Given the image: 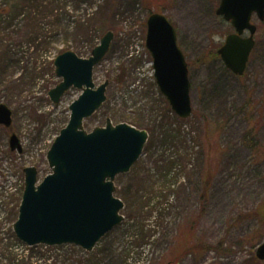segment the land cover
Masks as SVG:
<instances>
[{
  "label": "rangeland",
  "instance_id": "1",
  "mask_svg": "<svg viewBox=\"0 0 264 264\" xmlns=\"http://www.w3.org/2000/svg\"><path fill=\"white\" fill-rule=\"evenodd\" d=\"M219 4L0 0V104L13 112L12 127L0 126V264H257L264 223L240 218L264 205V22L253 17L255 49L246 73L232 76L210 57L233 32L216 14ZM153 13L175 26L189 65L187 119L173 112L154 78L146 47ZM107 32L114 40L94 69L97 87L109 82L107 100L84 128L92 132L110 119L149 134L139 161L115 178L124 221L92 252L71 244L30 247L13 229L24 170L37 168L40 182L51 174L47 153L82 94L73 88L59 104L51 101L49 92L62 81L54 61L68 51L90 58ZM13 134L21 154L10 149ZM197 244L220 249L192 252Z\"/></svg>",
  "mask_w": 264,
  "mask_h": 264
},
{
  "label": "water",
  "instance_id": "2",
  "mask_svg": "<svg viewBox=\"0 0 264 264\" xmlns=\"http://www.w3.org/2000/svg\"><path fill=\"white\" fill-rule=\"evenodd\" d=\"M216 14L234 29L218 55L228 70L243 76L256 46L258 27L253 17L264 22V0H220ZM114 37L113 32L106 33L88 59L68 51L54 62L62 81L49 92L52 102L60 103L72 88L82 94L70 106L69 123L47 153L51 174L39 182L37 168L24 170L25 189L14 232L30 247L72 244L92 252L124 221L120 212L125 206L115 196V178L130 172L139 161L149 134L126 123L115 126L110 119L106 127L90 133L84 128V121L107 100L109 82L96 87L94 69L108 54ZM146 47L153 58L161 94L173 112L182 119L189 118L193 106L188 63L179 47L177 31L164 14L153 13L148 18ZM12 124V111L0 104V125L9 128ZM10 147L12 151H23L15 134L10 138ZM256 258L264 261V243L257 247Z\"/></svg>",
  "mask_w": 264,
  "mask_h": 264
},
{
  "label": "trees",
  "instance_id": "3",
  "mask_svg": "<svg viewBox=\"0 0 264 264\" xmlns=\"http://www.w3.org/2000/svg\"><path fill=\"white\" fill-rule=\"evenodd\" d=\"M210 57H212V58H217V59H219V56H218V54H217V52H212L211 54H210ZM225 71H227L228 73H230L232 76H235L234 74H232L226 67H225ZM66 126V125H65ZM64 126V127H65ZM63 127V128H64ZM248 143V142H247ZM252 148H254L255 147V144L256 143H254L253 141H252ZM258 148V147H257ZM211 179H212V174L211 175H209V177H208V181H206V184H207V186H206V184H205V187H204V191H203V198L205 199V198H207V193H208V191H209V182L211 181ZM240 219H242V220H245V219H248V220H256V221H259V222H261V223H264V205L263 206H261L260 208H258V209H256L255 211H253V212H249V213H247V214H244ZM219 250L220 248L219 247H216V248H213V246H207V247H204L202 244H197V245H195V246H193L192 248H191V251L192 252H196L197 253V251L200 253V252H203V251H206V250ZM254 262L255 263H257V264H260V262L256 259V260H254ZM263 264V263H262Z\"/></svg>",
  "mask_w": 264,
  "mask_h": 264
}]
</instances>
